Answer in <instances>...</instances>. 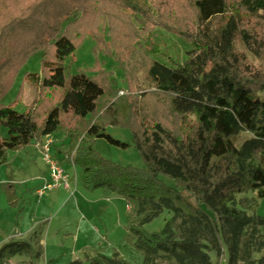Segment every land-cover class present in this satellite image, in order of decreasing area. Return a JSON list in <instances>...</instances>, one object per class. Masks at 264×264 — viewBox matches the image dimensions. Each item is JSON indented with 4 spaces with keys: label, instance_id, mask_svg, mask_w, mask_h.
<instances>
[{
    "label": "trees",
    "instance_id": "16d2710c",
    "mask_svg": "<svg viewBox=\"0 0 264 264\" xmlns=\"http://www.w3.org/2000/svg\"><path fill=\"white\" fill-rule=\"evenodd\" d=\"M191 7L195 24L183 30L156 21L135 0H0V96L31 54L47 51L43 75H27L39 88L34 107L20 112L0 104V127L9 129L8 137L0 131V166L8 150L61 136L52 144L55 159L78 166L88 190L111 192L130 208L127 228L141 264H264V216L257 212L264 200V0H191ZM158 27L192 45L182 63L148 58L160 53ZM87 33L98 48L114 51L129 93L112 90L105 73L101 82L67 73L65 59ZM149 95L168 101L171 127L147 119L140 104ZM107 125L132 128L143 169L95 150L98 138L129 146L110 136ZM4 190L15 205L13 185ZM164 211L163 228L145 233ZM42 235L38 224L26 239L5 243L0 264L15 256L40 262ZM89 249L66 264H131L119 251Z\"/></svg>",
    "mask_w": 264,
    "mask_h": 264
},
{
    "label": "rangeland",
    "instance_id": "374dc122",
    "mask_svg": "<svg viewBox=\"0 0 264 264\" xmlns=\"http://www.w3.org/2000/svg\"><path fill=\"white\" fill-rule=\"evenodd\" d=\"M148 6L157 21L175 23L183 30L192 28L196 15L191 7V0H135ZM194 21V22H193ZM185 25V27H184ZM105 43H109L106 25L101 28ZM155 40L160 53L149 54L151 61H159L166 65L171 62L182 63L187 58V51L192 48L178 34L158 27ZM240 49L241 46L238 45ZM47 51L41 49L30 55L28 60L18 68L12 84L0 96V104L11 106L20 112H27L34 107L38 99L39 88L28 79V74L43 75L42 61ZM253 64H258L249 57ZM69 75L83 72L101 82L105 73L110 88L119 94L129 93L130 86L125 71L117 60L112 49L98 48L97 41L91 33L84 35L76 45L75 51L64 61ZM140 79L143 75L139 76ZM107 86V84H106ZM144 90L139 91L142 93ZM143 113L147 119L167 120L169 126L175 123V117L168 110V101L160 96L149 95L141 102ZM92 115L87 117L90 120ZM106 132L113 138L128 143L127 148L110 144L104 138L95 140V150L105 159L121 166L139 169L145 162L135 147L134 132L130 126L107 125ZM2 137L9 136V129L1 126ZM59 138V139H58ZM61 136L53 135V143L61 141ZM40 139V138H38ZM57 140V142H56ZM67 145L68 140L63 139ZM53 150V148H52ZM53 157L54 151H52ZM73 161V155L72 159ZM68 177L69 188L64 185L52 190H44L50 179L48 165L43 154L35 143L21 150H8L6 162L0 166V248L12 239H26L34 226L43 227L42 244L44 255L36 264H66L78 258H84L83 251L97 247L103 254L111 256L119 251L123 259L131 264H141L142 256L134 251L135 237L127 228V217L130 208L126 202L113 193L103 189L88 190L81 182L78 166L60 163ZM11 183L14 187L15 205L9 204L4 187ZM258 214L264 216V200L257 208ZM168 214L164 211L159 217L143 227L147 234L160 231ZM261 255L256 254L259 258ZM9 264H30L21 256L12 258Z\"/></svg>",
    "mask_w": 264,
    "mask_h": 264
},
{
    "label": "built area",
    "instance_id": "2783aa9c",
    "mask_svg": "<svg viewBox=\"0 0 264 264\" xmlns=\"http://www.w3.org/2000/svg\"><path fill=\"white\" fill-rule=\"evenodd\" d=\"M35 144L37 148L41 150L44 162L48 165L50 171V179L47 181L44 188L38 193L41 195L44 190H52L59 188L62 185H64L66 188H69V179L65 173V170L52 154V135H46L40 139H36Z\"/></svg>",
    "mask_w": 264,
    "mask_h": 264
}]
</instances>
